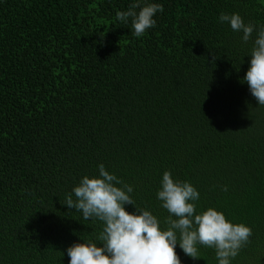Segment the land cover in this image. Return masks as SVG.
I'll return each instance as SVG.
<instances>
[{
  "label": "trees",
  "instance_id": "obj_1",
  "mask_svg": "<svg viewBox=\"0 0 264 264\" xmlns=\"http://www.w3.org/2000/svg\"><path fill=\"white\" fill-rule=\"evenodd\" d=\"M132 2L0 0V264H68L69 246L95 240L102 223L63 204L100 164L162 229L164 171L190 182L198 212L251 228L231 264H264V105L243 81L252 40L218 20L259 28L264 0H143L163 12L142 37L116 19ZM198 248L193 260L177 244L181 264H218Z\"/></svg>",
  "mask_w": 264,
  "mask_h": 264
},
{
  "label": "clouds",
  "instance_id": "obj_2",
  "mask_svg": "<svg viewBox=\"0 0 264 264\" xmlns=\"http://www.w3.org/2000/svg\"><path fill=\"white\" fill-rule=\"evenodd\" d=\"M157 12H163L161 4L133 0L127 11H117L116 19L124 24L130 19L133 35L142 37L155 27ZM218 20L242 32V43L252 40L243 81L258 105H264V25L257 28L245 23L238 13L221 12ZM222 190L227 191V186ZM132 192L131 185L100 164L98 175H84L66 194L63 205L81 212L84 220L102 223L95 240L85 239L67 248L68 264H181L177 244L193 260L200 259L198 246H202L214 249L218 264H231L250 242L252 230L244 223H232L214 207L198 212L199 192L190 182L174 179L171 171H164L156 193L168 213L165 228L150 211L136 207ZM125 205H133L135 211H126Z\"/></svg>",
  "mask_w": 264,
  "mask_h": 264
}]
</instances>
